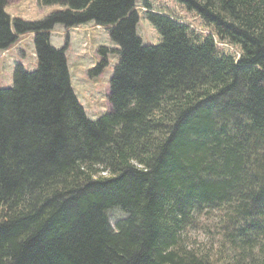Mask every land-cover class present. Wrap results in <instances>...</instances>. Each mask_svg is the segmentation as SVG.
<instances>
[{
    "label": "trees",
    "instance_id": "16d2710c",
    "mask_svg": "<svg viewBox=\"0 0 264 264\" xmlns=\"http://www.w3.org/2000/svg\"><path fill=\"white\" fill-rule=\"evenodd\" d=\"M10 1L0 51L34 32L38 67L0 87V264H264V0H176L206 32L146 2L156 45L137 0H39L62 6L40 21ZM88 21L119 54L95 120L50 42Z\"/></svg>",
    "mask_w": 264,
    "mask_h": 264
},
{
    "label": "rangeland",
    "instance_id": "374dc122",
    "mask_svg": "<svg viewBox=\"0 0 264 264\" xmlns=\"http://www.w3.org/2000/svg\"><path fill=\"white\" fill-rule=\"evenodd\" d=\"M146 2L153 10L172 14L198 31H207L199 16L176 0H137L135 8L139 14L137 33L145 45H156L160 41L157 28L145 15ZM59 9H62L61 5H43L39 0H11L6 6V12L12 19L22 18L27 21L43 20ZM50 33L52 46L57 49L66 47L65 55L71 85L80 104L90 119H97L110 109L108 99L110 81L119 61V54L111 50L118 48V45L112 41L108 28L97 25L94 21L72 27L57 23ZM34 37V32L18 33L16 41L0 51V87L13 86L14 72L18 65H22L28 71L37 69L38 58ZM216 41L220 48L233 51L228 44L220 42L217 38ZM101 47L108 48L110 52L106 53L107 63L97 68L104 58L99 52ZM108 214L114 226L116 220L124 216L119 208L110 209Z\"/></svg>",
    "mask_w": 264,
    "mask_h": 264
}]
</instances>
